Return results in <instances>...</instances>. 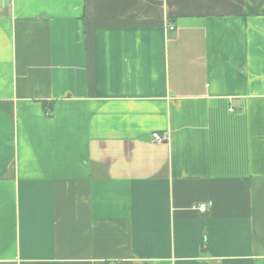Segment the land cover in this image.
Returning a JSON list of instances; mask_svg holds the SVG:
<instances>
[{"label": "crops", "instance_id": "1", "mask_svg": "<svg viewBox=\"0 0 264 264\" xmlns=\"http://www.w3.org/2000/svg\"><path fill=\"white\" fill-rule=\"evenodd\" d=\"M0 264H264V0H0Z\"/></svg>", "mask_w": 264, "mask_h": 264}, {"label": "built area", "instance_id": "2", "mask_svg": "<svg viewBox=\"0 0 264 264\" xmlns=\"http://www.w3.org/2000/svg\"><path fill=\"white\" fill-rule=\"evenodd\" d=\"M171 30H174V28H170ZM168 135L167 134H160V133H154L153 134V141L158 143V144H162L168 141ZM207 209V205H201L199 207L200 211H205Z\"/></svg>", "mask_w": 264, "mask_h": 264}]
</instances>
